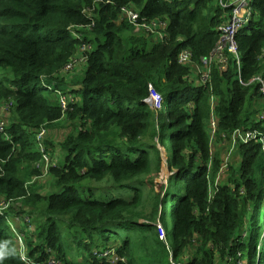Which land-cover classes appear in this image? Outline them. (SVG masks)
<instances>
[{
	"label": "trees",
	"instance_id": "obj_1",
	"mask_svg": "<svg viewBox=\"0 0 264 264\" xmlns=\"http://www.w3.org/2000/svg\"><path fill=\"white\" fill-rule=\"evenodd\" d=\"M252 1L253 19L236 38L241 68L214 64L209 81L197 86L178 58L190 49L194 65L202 66L213 55L232 10L222 0H0V74L14 77L9 86L0 79V96L11 106L4 120L10 141L0 134V196L13 202L0 215V264H25L6 222L15 215L25 216L28 253L39 263L111 264L103 254L115 252L117 264H136L147 248L146 264H264V143L237 145L241 161L230 164L210 200L223 166L212 156V120L214 136L230 143L238 130L264 132L256 117L264 96L249 85L264 69V0ZM126 7L148 22L168 23L166 39L144 42L143 33L119 21ZM91 8L90 32L73 37L70 27L91 24L85 14ZM84 45L91 47L86 78L65 91L71 101L63 113L42 81L64 91L53 77ZM59 122L72 131L59 144L63 163L50 170L55 190L42 196L26 190L17 163L42 159L32 140L45 127L51 148ZM87 182L134 194L106 201ZM145 187L152 193L149 215ZM63 228L75 230L81 262L69 258Z\"/></svg>",
	"mask_w": 264,
	"mask_h": 264
},
{
	"label": "rangeland",
	"instance_id": "obj_2",
	"mask_svg": "<svg viewBox=\"0 0 264 264\" xmlns=\"http://www.w3.org/2000/svg\"><path fill=\"white\" fill-rule=\"evenodd\" d=\"M226 1V0H225ZM225 2H223L222 0V7L223 4ZM86 13H94V10L89 11V9L85 10ZM163 23V22H162ZM83 31L85 34H81V32H77V31ZM91 28L88 26H72L70 27V32L74 33L77 37H79L80 39H83V37H85L86 34H88L90 32ZM141 29H139L138 27H136L135 32L138 33V31H140ZM89 31V32H88ZM139 35L142 34L141 32L138 33ZM76 36L73 35V37L76 38ZM90 37V36H89ZM143 38H144V42H148L150 44H152V40H155L154 36H149L145 33H143ZM83 57V53L82 51L78 48L76 49L72 56L69 58V61L61 68V70L58 72L57 75H55L53 77V79L55 80L54 82H56L57 84H61L65 87H63V89L65 91H72L73 89H78L81 88V81L83 79L86 78V72H87V64L86 62H80V59ZM203 61V60H202ZM74 62H77L73 68V70L71 71H66V67L70 64H74ZM213 64H217L216 61L214 60ZM204 65V64H203ZM206 66L204 65V67L202 66H198V65H194V64H189L186 65L187 69H190V80L192 81L193 84L195 85H202L203 79H204V75L207 74L206 72ZM190 67V68H189ZM264 71V69H263ZM14 77L12 75H7V76H2V74H0V79L4 80L3 83L7 86H9L11 80ZM54 87V86H53ZM68 97V96H67ZM6 102H3L1 96H0V122L4 123V120L7 119V115L5 113V108L6 112L9 114L10 110H11V106H5ZM159 105L158 102H156L155 107L157 108V106ZM263 108H260V112L257 114L256 117H258V119H260V116L264 113V111H262ZM262 111V112H261ZM54 127H57L56 131H55V136L54 138H52L51 140L53 141V146L50 148L48 146V144H45V148L48 149V151L50 152V156H51V160H50V168L48 170V174L44 175L46 170H45V162L42 159H39L38 162H34L31 163V161L25 160V159H21L18 163H17V168L19 170V173L21 174V177L24 179H22L25 183V185H27L28 189H32L34 191H36L37 193H39L42 196H47L50 193H52L55 190V180L53 179L52 175H50V170L52 168H57L59 164L63 163L64 160V154L62 152V150L59 147L60 141L63 140V136L66 135L67 133L71 132L72 129L69 128V123L66 122H59L57 124H55ZM260 134L262 135V139H264V132H260ZM210 137H211V141H212V145H211V150H212V156L213 158L216 156L220 157V161H222L223 166L221 165V171L219 173V176L217 177L216 181L211 184L212 185V190L210 188V194H215V187L219 186L222 184V180H225V174L229 173V167L230 164L232 162L238 164L241 160L239 157L234 155V152L231 156L229 155V152H227L228 148L230 147L231 143L228 142L225 139H222L220 137H215L211 131V127H210ZM48 138V137H47ZM46 138V139H47ZM48 141L50 142V138H48ZM34 147H32V149H34V151H36L38 153V146H37V142L36 139L34 137V139L32 140ZM259 143L263 142L261 140H258ZM230 151V150H229ZM53 164V166H52ZM39 165V166H38ZM55 165V166H54ZM212 165V163H211ZM154 176V175H153ZM152 176V177H153ZM224 178V179H223ZM143 180V179H142ZM141 180V181H142ZM87 187L90 188V190L96 194L97 197H100L102 199H105L106 201L109 199L111 196H115V197H128L134 194L133 190H121V189H114L113 184H108L107 183H95V182H87ZM144 196L145 199L147 200V205H146V210L145 212L149 215L152 212V207H153V202H152V193L151 190L148 189L147 187L144 188ZM0 199H2V197L0 196ZM11 206V205H10ZM9 207V205H8ZM3 208V205L0 202V211ZM8 209V208H7ZM166 213L163 217V221L164 223H166L168 225V236L169 238L172 240V225H173V217L171 215H169V212L166 208ZM4 212V211H3ZM21 217H25V216H21ZM9 219H12L13 222L9 223L8 220L6 221L8 226L11 227L10 231L12 233H14L12 226L14 227L15 230L19 229V231H23L21 229L20 226V222H15V217H10ZM30 223H34V221L32 219H30ZM158 227V232L159 235L164 236V234L166 233L165 230L166 228L163 227V223L162 222H158L157 224ZM63 230L65 231V239H66V245H67V251H68V256L69 258L73 259L74 261H79L81 262L83 258V255H85L84 250H82L78 243L76 242L78 239V236L76 235L75 230H70L68 228H63ZM25 235H29V232L26 231ZM249 236L248 232L244 233V238H247ZM135 239V238H134ZM24 243L27 245V240L24 239ZM119 245L121 244V242L118 240ZM261 242H264V239H261ZM171 243V241H170ZM151 247V244L149 245ZM117 249V248H116ZM152 249V248H151ZM146 253H148V249L147 248H143L142 249V253H137L136 254V264H146L143 260H142V254L146 255Z\"/></svg>",
	"mask_w": 264,
	"mask_h": 264
},
{
	"label": "built area",
	"instance_id": "obj_3",
	"mask_svg": "<svg viewBox=\"0 0 264 264\" xmlns=\"http://www.w3.org/2000/svg\"><path fill=\"white\" fill-rule=\"evenodd\" d=\"M252 2H253L252 0H226L225 3L223 4L224 9H232L231 15H229L227 20L223 22L222 25H220V27L218 28L219 41H218V44L216 46V49L213 55L209 59H203L202 61V67H204V65H207L206 66L207 74L204 75V79H203L201 86H204L209 81L212 67L214 65L213 64L214 60L216 61L217 64L222 65L223 67L228 65V63L232 61L234 67L238 69L241 68L242 56L239 51L236 38L240 31L246 30L249 27L253 19L254 12L251 6ZM91 10H94V9L93 8L89 9V11ZM85 14L88 18L91 19V24L88 25V27L92 28L94 25V20L92 18L93 15L92 13H86V11H85ZM119 21L121 23L127 22L130 25H133L135 29L136 27H138L139 29H141L138 32L145 33L149 36H154L155 39H157L158 41H164L166 39V36H167L166 30L168 27V23L160 21V20H154V21L148 22V20L142 18L141 14L134 8H129V7L123 8L120 13ZM73 35L76 36L75 32L73 33ZM76 38L80 39L77 36ZM80 50L83 53V57L80 59V62L87 63L89 59V53L91 51V47L84 45ZM260 60L264 63V49L260 56ZM178 62L185 66L189 64H194L192 51L190 49L183 50L179 55ZM76 63L77 62H74V64L68 65L65 70L66 71L73 70ZM239 78L240 80H242L241 76H239ZM242 84L245 85L243 82ZM250 84L251 85L255 84L259 86L260 91L262 95L264 96V71L262 72V74L254 77L250 81L249 85ZM53 86H54L53 84H49L47 81L43 79L42 87L58 95L60 99L59 101H60V106L62 108V112L66 113L69 110L70 101H71L69 94ZM259 120L264 121V113L260 116ZM210 127H211V131L213 135H215L217 131V122L215 119L212 120ZM6 129H7L6 123L0 122V134H2L7 141H10V137L8 136L6 132ZM47 136H48V130L45 127H42L40 131L35 135V139H36L37 146H38L37 151L39 154L42 155V160L45 162V165H46L45 167L46 172L44 175L48 174V170L50 168V160H51V156L50 154L47 153L46 148H45V140ZM258 140H261L264 143V139H262V135L257 131H250V130L236 131L232 135L231 149H230L228 156H231L233 154V152L237 149V145L239 143L249 144L253 141H258ZM25 188L26 190H28L27 185H25ZM212 198H213V194H210V200ZM0 202L3 205V208L1 210L4 211V212L0 211V215L6 217L5 213L7 211V208H9L8 205L9 206L12 205L13 202L4 201L3 199H0ZM12 217H15V222H20V226L22 227L23 223L20 220L22 218L17 215L11 216V218ZM7 219L9 223L13 222L12 219H9V218ZM28 221L30 222V219L25 220V222H28ZM12 229L14 231L13 233L14 238L18 243L20 257H21L22 262H24L25 264H61V262H59L56 259H51L50 261L45 262V263L37 262L34 258H32L29 255L28 247L24 243L25 242L24 239L27 240V235H25V232L28 231L29 233H31V228L30 227L26 228V230L25 229L23 230L21 228L23 230L21 232L19 231V229L15 230L13 226H12ZM103 257L108 258L111 264H117L119 262V258L116 256L115 252L113 253L107 252L103 254ZM229 262L233 263L232 261H229ZM238 264H245V262L242 259L241 261H239Z\"/></svg>",
	"mask_w": 264,
	"mask_h": 264
},
{
	"label": "crops",
	"instance_id": "obj_4",
	"mask_svg": "<svg viewBox=\"0 0 264 264\" xmlns=\"http://www.w3.org/2000/svg\"><path fill=\"white\" fill-rule=\"evenodd\" d=\"M59 89V88H58ZM65 91V90H64ZM70 91V90H69Z\"/></svg>",
	"mask_w": 264,
	"mask_h": 264
},
{
	"label": "clouds",
	"instance_id": "obj_5",
	"mask_svg": "<svg viewBox=\"0 0 264 264\" xmlns=\"http://www.w3.org/2000/svg\"><path fill=\"white\" fill-rule=\"evenodd\" d=\"M8 106V105H7Z\"/></svg>",
	"mask_w": 264,
	"mask_h": 264
}]
</instances>
